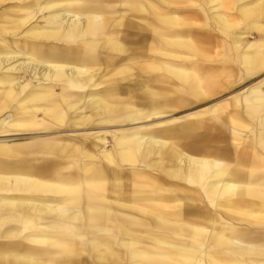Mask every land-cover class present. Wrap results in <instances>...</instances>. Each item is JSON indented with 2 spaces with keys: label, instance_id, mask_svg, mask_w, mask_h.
<instances>
[{
  "label": "bare ground",
  "instance_id": "1",
  "mask_svg": "<svg viewBox=\"0 0 264 264\" xmlns=\"http://www.w3.org/2000/svg\"><path fill=\"white\" fill-rule=\"evenodd\" d=\"M64 1L62 3H66L67 8L57 10L47 18L45 23L49 26L46 28H37L34 33L21 36L14 27L0 30V38L4 33L16 45L15 52L6 50L0 54V71L4 68L11 71L0 76L5 78L3 82L6 84L0 112L8 108L12 110L7 115L2 114L5 117L0 119V156H4L0 161V240L9 239L13 243L0 248V264H70L61 260L42 261L45 254L40 244L57 245L60 254L71 255L72 249L79 251L81 247L71 245L68 239L76 241L82 236L66 235L81 229L92 235L87 240V247L95 264L120 261L112 237L117 239V244L129 248L127 258L130 264H222L216 254L223 253L224 249L236 255L239 263L264 264V237L256 233L251 239L242 233L243 236L234 238L231 234L197 224L187 227L186 231L190 236L187 240L196 245H170L166 238L163 241L157 238V242H161L160 251H153L148 245L133 248L138 243L136 215H146L150 203L179 198L180 193L185 192V186L194 187L193 194L189 195L193 201L188 203L190 210L182 209L176 213L186 211L202 216L203 212L196 203L200 195L213 206L223 204L227 210H242L229 199L242 195L236 183L231 181L264 182V178L247 179L227 172L228 165L223 160L227 156L222 158L216 145H212L211 150L197 148L191 151L202 158L184 154V149L200 142L193 141L194 135L198 134L197 122L176 125L182 132L176 131L169 136L161 135V130H167L171 122L161 129L138 126L131 133H115L112 150L108 149L106 137L111 131L85 133L92 144L77 143L71 134L63 132L65 135H59L61 131L46 125L51 121L57 126H75L76 129L86 127L94 117L100 118L101 122L134 125L168 116L170 111L164 107L173 106L175 99L172 96L176 95L168 85L169 77L177 76L184 81L193 77L188 76L183 68L169 66L155 70L157 66L149 57L162 43L165 48L185 49H191L199 42L213 44L212 33L208 36V32L203 31L201 36L192 28L199 25V13L184 7L187 0H157L161 5L150 0H134L127 2L129 11L134 16L143 14L145 18L126 23L123 17H116L114 9L122 0ZM110 1L114 3L109 4ZM40 2H43L39 5L42 10L59 6L57 0ZM73 2L78 3L70 4ZM209 3L220 10L236 8V23L230 21V13L219 12L214 18L215 24L233 40L239 50L238 65L245 67L246 73L264 69V0H209ZM23 17L12 25L16 27L31 18L29 15ZM155 31L161 34L157 44ZM250 31L257 33L256 40L246 39ZM204 53L211 56V50ZM154 70L165 72L167 77L154 75ZM13 71L32 74L33 87L21 99L17 98L28 84L22 85L23 76L18 78ZM218 73L217 70H199L194 76L200 82L212 84L214 81L213 85L219 88L222 83L214 78ZM203 76H212V79ZM56 88H60L59 93ZM202 89L194 95H204ZM256 89L250 88L246 111L258 118L264 138V95ZM153 98L156 101L151 100ZM15 100V107H12ZM38 115L41 120L35 118ZM216 122L221 123V120ZM40 127L39 131L28 132ZM47 132H58V135L50 141L8 143L16 136ZM200 137L201 143L205 144L215 140L210 133ZM261 141L264 144V139ZM36 156H42L43 163L31 161ZM256 163L264 164L257 160ZM162 173L171 179L161 176ZM42 192L53 196L41 195ZM246 195L262 196L255 190H247ZM184 197L188 195L184 194ZM220 198L227 201L221 203ZM238 201L245 202L241 198ZM12 224L20 227L15 228ZM35 228L51 230L52 233L43 237L26 233ZM56 230L63 231L64 235L49 241ZM163 230L169 232L171 227L164 226ZM19 238L27 244L20 242L22 246H19L16 243Z\"/></svg>",
  "mask_w": 264,
  "mask_h": 264
},
{
  "label": "rangeland",
  "instance_id": "2",
  "mask_svg": "<svg viewBox=\"0 0 264 264\" xmlns=\"http://www.w3.org/2000/svg\"><path fill=\"white\" fill-rule=\"evenodd\" d=\"M62 1L65 2L64 0H57L56 3H59L58 4L59 6H56L50 10H42V8H40L39 5L43 2H40V0H6V1L0 0V30L3 31L4 29H9V28L14 27L16 28L15 29L16 32L20 33L19 36H21L22 34H25V33L32 34L36 31L37 28H42V27L46 28L49 26V24H46L45 22L48 21L49 17L53 13H55L57 10L67 8L66 7L67 4L62 3ZM133 1L134 0H122V3L116 6V8H114L116 9V13H117L116 17L117 18L123 17L126 23L131 22L132 20H134V22H137V20H139L141 17H142L141 19L143 20L145 18V15L138 14L134 16L132 15V12L129 11L128 3L133 2ZM141 1L147 2L148 0H141ZM150 1H153L154 4L161 5V3H159V1L157 0H150ZM74 3H78V2H73L70 4L75 5ZM112 3L114 2L113 1L109 2V4H112ZM115 3H117V1ZM186 3L187 4L184 7H186L189 10H195V12H198L200 15V19H201V20L200 19L197 20L199 22V25L192 26V28L198 30L201 36L203 34V31L208 32V36L212 33L214 41L217 42V47L215 49L217 52L219 50L223 51V50L229 49L230 46L236 49L235 44L233 40L231 39V37L229 35H226L219 28V26L215 24V21H214L216 14L219 12H222L223 14H226V15L230 13L231 15L230 21L232 23H236L238 21V18H237L238 11L236 10V8L232 10L231 9L224 10L225 8H222L220 10V8H218L217 6L215 5L213 6L212 3L210 4L209 0H187ZM42 7H45V6L42 5ZM114 9L110 8V10L112 11ZM23 15H24L23 18H26V16L28 15L31 16V18L26 23L20 24L16 27L13 26L12 23L18 22V19H20V17ZM189 21L194 22L193 19H189ZM239 27L240 26H238V28ZM251 32L252 31H250L248 35L246 36V39L248 41H251V40L254 41L257 38V36L254 35V33L250 34ZM155 33L157 34V37H158L157 38L158 41L156 42L157 44L160 42L159 39H161V34L157 33L156 31ZM2 36L3 38L2 37L0 38L1 40L0 41V54L6 50H9V52H15L16 50L15 41H13L11 37H7L6 34L4 33H2ZM213 44L209 42H205V43L199 42V43H196V46L193 44L191 49H185V48H174V47L165 48L164 43H162L161 45H158V46L155 45L156 47L154 46L155 48L154 50H152L150 54L151 58L148 56V54L145 55L147 56L146 59L149 57V59H151L153 63L156 64L157 69L155 70H163L164 67L166 68L169 66L176 67L179 69L183 68V69H186L185 71L188 73V76L193 77V79H190L188 81L180 80L177 76L169 77L168 79L169 83L168 82L167 83L170 89L173 90L172 93L176 95L172 96V98L175 99L174 100L175 104L173 106L164 107L166 111H170L168 113V116L166 117L157 119L155 121L143 122V123L134 124V125H131L126 122L121 123V122H116V121L101 122L99 121L100 118L94 117L90 121V123L86 125V127H82L84 129H82L81 127H78L75 129L74 128L75 126L73 127L57 126L51 121L48 122L46 125L56 128V131H61L59 135L71 134L77 143L86 142V143L92 144V141L89 140V138L85 136V133L89 134V133L99 131V130H101L102 132H105V130L111 131V133L106 135V137L108 138V149L112 150L114 149L115 141L113 139H114L115 133L116 134L117 133H120V134L131 133L133 129H135L134 127L138 128V126H142V127L155 126L156 128L161 129L165 127L163 125L171 122L169 124V127H171L173 130L168 129L169 127H167V130H164V131L161 130V135L169 136V134H173V133L176 134V131H181L180 129H178V127H176V125H180L181 123L197 122L196 126H197L198 134L194 135L193 141L200 140V142L194 143L192 146H189V149H184L183 150L184 154H189V155H192L193 157L202 158L201 156H198L196 152H191V151L197 148H199L200 150L202 149L211 150L212 145H216L217 147L221 145L222 148H219V150L222 153V158L223 156H227V159L223 158L224 161L226 160L225 163L228 165L227 172H231L233 175L238 174V176L242 178H247V179L264 178V164L256 163V160L264 162V156L256 155V154L249 155V156H247V154L246 155L245 154L233 155L232 153L228 152L229 150L228 148H225V146L230 147V148L234 146V147H237V151H239L241 146L244 147L246 140L252 139L255 136V134L259 133V131L261 130V126L258 124V118L254 115L248 114L246 112L244 104H245V100L247 99L248 101V97L251 95L250 88H253V89L257 88L256 90H258L260 94L264 95V69H262V71L255 73L253 75L246 74L245 73L246 71L244 72V70H246L245 67L238 65L237 53H239V50L236 49L235 52L237 53L232 54L229 57V59H224L222 57L219 59L216 56H214L215 52H213L214 51ZM205 50H208V51L211 50V56L208 57V54L204 53ZM227 52H231V51H227ZM227 55L228 53H225L224 57H226ZM234 55H236V59L231 60V58L234 57ZM221 61L224 62L225 64H222ZM233 64H235V66L239 68L240 70H229L231 67L234 69ZM159 66H162L163 68L160 69ZM194 66L199 67V69L195 68ZM4 69L0 71V76L2 74H7L8 72L9 73L11 72V71L4 70ZM155 70L152 72L154 75H161V76L167 77L165 72L163 73L162 71H155ZM199 70H217L219 72L218 73L219 75H217L218 77H214V78L219 79L218 82L222 83L220 85L222 87L218 88L217 86H214L213 85L214 81L212 82V84H209V83H204V82H200L199 80H197L196 77L194 76V73ZM15 74L18 75L16 76L18 78L23 76V83H21L22 85L25 83L28 84V87L25 89V91L22 92V94H20L19 97L17 98V99H21L33 87V83H31L32 74H30L29 72H26V73L22 72L21 74L19 73L18 74L15 73ZM203 77L208 78L207 76H203ZM209 78L212 79V76H210ZM4 79L5 78L1 79L0 77V85H2L0 86V103L2 102V100L5 99L4 94H3L4 88L6 87V84H4L3 82ZM20 81H22V79H20ZM200 87L203 88L202 90L205 94L202 96L194 95L195 92L201 89ZM55 91L59 93L60 88H56ZM151 100L156 101V98H153ZM16 102L17 100H15L11 104L12 107H15ZM11 111L12 110H9V108L1 111L0 119L5 117V115H2V114L5 113L7 115V113ZM43 114L44 113L40 115L42 116ZM40 115L36 116L35 118H40L39 120H41L42 117H40ZM216 120H221V123H217ZM224 120L226 121L224 122ZM41 129L42 127L38 129H32L31 131L28 130V132L31 133L33 131H39ZM51 132L25 134V135L16 136L15 138L9 139L8 143L22 144L30 140H33V141L49 140L50 141V140H53V137H57L58 135V132L57 133H51ZM207 133H210V135L213 138H215L214 142L207 143V144L201 143L202 138L200 137V135L207 134ZM220 136H222L223 138H221ZM223 148L226 150H223ZM0 158H4V156H0ZM217 158L221 159L220 156H217ZM33 159L34 161L37 162V164L43 163V161H41L43 160L42 156L33 157L31 158V161H33ZM14 160H17V158ZM121 166H124V165L121 164ZM257 166L258 168H260L259 169L260 172L262 171L261 173L257 171L258 170ZM137 169L141 170L143 168H137ZM161 176L166 177L168 180L171 179V176H166L163 173L161 174ZM231 182L236 183V186L238 185L237 188L241 191L242 195L232 196L229 199L235 205H237L236 207H241L242 210H227L225 207H223V204L220 207L218 206V204L217 206H213L211 203H209V200L207 199L205 200V198L200 195L199 196L200 198L196 199L197 200L196 203H198V207L200 208L201 212H203L202 216H197L189 212L187 213L186 211L182 213H176L178 210H182V209L190 210L191 206H189L188 203H190L191 200L193 201L192 196H189V195L193 194L192 190H194V187L188 188L184 186L185 188L184 193L177 192V194L180 193V195H182L181 197L179 198L175 197L171 200H166L164 202L157 201V202L150 203L148 205L150 209H148V213L146 215H143V214L136 215L139 221V224L137 227L139 231L136 230V234H137L136 236L138 237L136 241L138 243H136L133 246V248L136 249L137 247H140L141 245H148L149 247H151L153 251H160L159 247L161 246L159 245V243L161 242H157L156 240L157 238L160 241H163V239L166 238V241L171 243L170 245H172L173 243H177L183 247H187L188 245L194 244L192 241L187 240L189 239L190 236L188 232L186 231L191 225L197 224V225H201L205 227H214L216 228V230H223V228H228V229L230 228L231 232L234 233L236 230H241V228H244L243 226L244 225L246 226L247 225L246 223H251L248 216H251L255 219L264 218V202L260 201V199L264 200V196L253 197L252 195L251 196L246 195L247 190H253V191L255 190L257 192L264 191V182L262 183L261 182L259 183V181L257 183L256 182L248 183L246 181H239V182L231 181ZM40 194L44 196H49V195L53 196V194H48L46 192H42ZM184 194L188 195V197L185 198ZM239 198L245 200V202H241V201L239 202L238 201ZM226 200L225 198H220L219 202L221 203L226 202ZM205 215L208 216L209 220ZM5 216H9V215L5 214ZM12 226L15 228L20 227L19 225H16V224H12ZM164 226L171 227V230L169 232H165L163 230ZM42 230L43 229L35 228V229H32V231L31 229L28 230V232L26 231V233H32L35 235L39 234L42 237L45 235L48 236L49 234L52 233L51 230H47V229L43 231ZM65 233H67V231H65ZM145 233H148V234H145ZM257 234L260 235L259 232ZM62 235H64L63 231H58V230L53 231V236L49 237V241H55L58 239L57 237L60 238ZM68 235L70 237L72 235L82 236V237L76 238V241H70L68 239V242L71 245L80 246L81 249L79 251H75L72 249L71 255L64 256L60 254V249H59L60 247H58L57 245L53 246V245H48L46 243H42L40 244V246L41 248L44 249L43 253L45 254V256L42 257L43 258L42 261L57 262L58 260H61V261L69 262L70 264H83L82 262H84V264H95L91 256L92 254L90 253V250L87 247L88 245L87 240H90L92 238V235L90 233H87L86 230L84 229H81L80 231L73 230L71 233H67L66 236ZM260 236L264 237V235H260ZM111 239H112V242L114 243L115 252H118L120 256V261H118L117 263L118 264H130L127 258L129 248H126L125 246L117 244V239L115 237H112ZM217 258H219V256H217ZM230 260H231V263L229 264H237V263L242 264L236 261L237 258L233 256L230 258ZM117 263H114V264H117ZM223 264H228V262L227 263L224 262Z\"/></svg>",
  "mask_w": 264,
  "mask_h": 264
},
{
  "label": "crops",
  "instance_id": "3",
  "mask_svg": "<svg viewBox=\"0 0 264 264\" xmlns=\"http://www.w3.org/2000/svg\"><path fill=\"white\" fill-rule=\"evenodd\" d=\"M4 1H6V0H4ZM238 15V14H237ZM252 33H254V35H257V33H255V31H252L250 34H252ZM222 41V40H221ZM251 41H253V40H251ZM216 47H217V42L216 41H214V44H213V49H214V51L213 52H215L214 53V56H216L217 58H224V59H229V57L232 55V54H235V53H237V52H235V50L236 49H234L232 46H230V48L229 49H226V50H219L218 52L215 50L216 49ZM220 48V47H219ZM236 48V47H235ZM233 50V51H232ZM243 50V49H242ZM241 50V51H242ZM227 51H231V52H227ZM225 53H228V55L226 56V57H224V54ZM232 59H236V55H234V57H232L231 58V60ZM234 66V69L231 67L229 70H240L239 68H237L236 66H235V64H233ZM260 71H262V70H260ZM260 71H258V72H260ZM244 72H245V70H244ZM258 72H256V73H258ZM246 73V72H245ZM246 74H249V75H253V74H255V73H246ZM262 95V94H261ZM248 102H249V100L247 101V99L245 100V104H244V107H245V109L247 108V104H248ZM247 112V111H246ZM221 138H223L222 136H220ZM245 137V136H244ZM246 138V137H245ZM261 139H264V138H262V134H261V130L259 131V133H256L255 134V136L252 138V139H249V140H246L245 141V145H244V147H242L241 146V148L239 149V151H237V147H227V146H225V148H228L229 150H228V152H230V153H232L233 155H236V154H247V156H249V155H254V154H256V155H261V156H264V144H262V141H261ZM218 149L219 148H222V146L221 145H219V147H217ZM234 149V150H233ZM244 149V150H243ZM223 150H226V149H224L223 148ZM1 160H3V158H0V161ZM260 166V165H259ZM257 171L259 172V173H261L260 172V168H258V166H257ZM238 186V185H237ZM236 186V187H237ZM256 193H260V194H262V196H264V191H261V192H257V191H255ZM253 197L254 196H257V195H252ZM261 196V195H260ZM227 201V200H226ZM253 201V200H252ZM260 201L261 202H264V200H261L260 199ZM249 217V219H250V221H251V223H246L247 225L245 226H243L244 228H241V230H236L234 233L233 232H231V230H230V228L228 229V228H223V230H216V228H214V227H210V228H212L213 230H215V231H217V232H219V233H224V234H227V235H229L230 236V234H231V237L233 236L234 238H237V237H240V236H243V235H245V234H247V237H249V238H251L252 239V236L253 235H256V232L258 233H260V235H264V223H262V222H264V218H262V219H255V218H253V217H251V216H248ZM260 220V221H259ZM207 228H209V227H207ZM238 233V234H237ZM243 233V235H241ZM239 240H242V239H240V238H238ZM4 240H6V241H4ZM3 240V242H2V240H0V248H3V246L2 245H9V244H13L12 242H10L11 240H7V239H4ZM246 240H248V238H246ZM20 242H22V243H20ZM16 243L19 245V243L20 244H27V242L26 241H24L22 238H19V240H17L16 241ZM19 246H22V245H19ZM8 247H14V246H8ZM217 256H219V260H220V262L223 264L224 262H229V263H231V260H230V257H237L236 255H231L230 254V251L229 250H225L224 249V252L223 253H217L216 254ZM223 257V258H222ZM229 257V258H228ZM250 262L248 261V262H246V264H249ZM250 264H252V262L250 263Z\"/></svg>",
  "mask_w": 264,
  "mask_h": 264
}]
</instances>
